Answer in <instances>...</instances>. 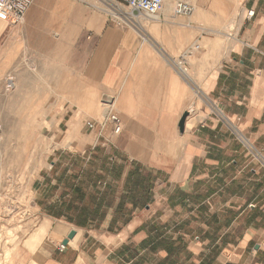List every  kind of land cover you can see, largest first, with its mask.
<instances>
[{
  "label": "crops",
  "instance_id": "0c3cea01",
  "mask_svg": "<svg viewBox=\"0 0 264 264\" xmlns=\"http://www.w3.org/2000/svg\"><path fill=\"white\" fill-rule=\"evenodd\" d=\"M184 1L189 15L166 0L135 28L77 0H33L14 26L0 17V40L11 31L35 56L66 60L77 95L65 102L82 109L67 130L109 110L121 125L103 128L113 146L89 151L75 179L72 163L62 170L60 197L0 264H150L154 252L156 264H264V0ZM120 157L157 174L146 206L127 169L113 178Z\"/></svg>",
  "mask_w": 264,
  "mask_h": 264
},
{
  "label": "rangeland",
  "instance_id": "374dc122",
  "mask_svg": "<svg viewBox=\"0 0 264 264\" xmlns=\"http://www.w3.org/2000/svg\"><path fill=\"white\" fill-rule=\"evenodd\" d=\"M77 1L87 11H92L119 28L127 25L135 28L142 19H149L138 17L127 24L121 21L120 26H117L116 12L110 10V13L102 1ZM168 2L172 4L171 1ZM112 4L113 7L119 6L117 3ZM65 63L66 60L60 58L35 56L29 51L27 44L12 37L11 31H7L0 40V261L8 260L11 248L36 226L43 217L42 213L45 214V210L51 207L52 201L60 197V180L66 172L62 170L72 163L71 172L65 173V178L74 176L75 179L76 173L73 172L82 169L83 163H88L93 157L89 151L97 147L104 149L113 146L109 141V132L103 133V128L109 127L107 115L111 110L96 118L86 117L81 124H76L78 135L72 136L67 143L55 144L59 135L67 130L71 118L82 110L71 108L65 102L77 95L75 86L67 85L68 81L63 74L66 71ZM11 81L14 87L10 86ZM70 87L73 88L72 91ZM216 112L225 119L218 110ZM87 121L95 124L93 129L86 126ZM98 132L103 135L94 137ZM243 142L254 154L253 146ZM76 148H81L80 154ZM118 159L120 162L113 169L120 168L121 175L113 173L112 176L120 181L124 169L128 173L132 170V161L129 162L124 157ZM89 170L91 169L87 171V178L100 185L101 178L97 177L100 176L99 173ZM152 176L156 179L157 174L152 171ZM150 185L148 198L152 196L154 180ZM129 190L132 193V189ZM155 248L154 243L153 249ZM154 253L149 255L150 264H156L162 255ZM170 253L162 261L167 260Z\"/></svg>",
  "mask_w": 264,
  "mask_h": 264
},
{
  "label": "built area",
  "instance_id": "2783aa9c",
  "mask_svg": "<svg viewBox=\"0 0 264 264\" xmlns=\"http://www.w3.org/2000/svg\"><path fill=\"white\" fill-rule=\"evenodd\" d=\"M104 6L111 13L116 12V25L120 26L121 21L127 24L138 17L145 18H158L159 14L164 8L166 0H100ZM172 4V12L174 15H189L192 12V6L190 3L183 0H168ZM33 0H0V17L5 19L9 26H14L21 23L24 16L32 5ZM117 3L118 7H113ZM253 10L249 9L246 13L247 18H251ZM199 44L192 45L189 49L185 50L180 56L178 65L182 72L185 71L181 65L185 61V58L191 53V51L198 49ZM107 119L112 124V132L118 134L121 129L119 119L116 114L109 113ZM86 126L93 129L95 124L92 121H87ZM63 247V245L61 246Z\"/></svg>",
  "mask_w": 264,
  "mask_h": 264
},
{
  "label": "trees",
  "instance_id": "16d2710c",
  "mask_svg": "<svg viewBox=\"0 0 264 264\" xmlns=\"http://www.w3.org/2000/svg\"><path fill=\"white\" fill-rule=\"evenodd\" d=\"M132 170L128 173L126 177V186L128 189H132V199L134 205L146 204V200L148 198V190L151 185L150 182L155 179L152 176V171L147 170L142 164L137 161H132ZM122 170L120 168L114 169V173L117 175H121ZM132 176V177H131Z\"/></svg>",
  "mask_w": 264,
  "mask_h": 264
},
{
  "label": "bare ground",
  "instance_id": "6f19581e",
  "mask_svg": "<svg viewBox=\"0 0 264 264\" xmlns=\"http://www.w3.org/2000/svg\"><path fill=\"white\" fill-rule=\"evenodd\" d=\"M10 84V86L12 87V82H10L9 83ZM69 134V136H72V135H76V127L74 126V125H70L69 126V128H68V130L65 132V134H61V135H59V138H58V140L55 142V144H60L61 143V141H62V139H64V138H66V136ZM66 135V136H65ZM62 137V138H61ZM0 139H1V132H0ZM248 144H250L249 143V141L246 139L245 140ZM251 145V144H250ZM75 231V230H74ZM80 235V234H79ZM77 236V235H76ZM75 241V240H74Z\"/></svg>",
  "mask_w": 264,
  "mask_h": 264
},
{
  "label": "water",
  "instance_id": "95a60500",
  "mask_svg": "<svg viewBox=\"0 0 264 264\" xmlns=\"http://www.w3.org/2000/svg\"><path fill=\"white\" fill-rule=\"evenodd\" d=\"M186 116V113H184L178 123L179 129L181 130L183 128V124H184V118ZM75 235V231L71 230L68 235L67 238L63 240V245H66L67 240L73 238V236Z\"/></svg>",
  "mask_w": 264,
  "mask_h": 264
}]
</instances>
